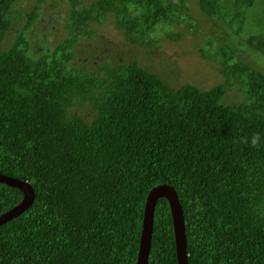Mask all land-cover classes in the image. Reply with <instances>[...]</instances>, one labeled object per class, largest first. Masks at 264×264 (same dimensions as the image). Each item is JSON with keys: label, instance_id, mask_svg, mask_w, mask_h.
<instances>
[{"label": "trees", "instance_id": "16d2710c", "mask_svg": "<svg viewBox=\"0 0 264 264\" xmlns=\"http://www.w3.org/2000/svg\"><path fill=\"white\" fill-rule=\"evenodd\" d=\"M15 1L0 0V173L25 180L34 199L0 224V264H134L145 197L161 183L182 208L187 264H264V74L235 62L222 68L223 82L199 89L173 88L136 61L80 73L68 46L92 32L88 22L112 13L126 35H142L173 20L172 4L93 0L78 9L70 0L67 45L33 58L26 31L36 4L2 45ZM196 1L207 15L218 9L216 0ZM232 1L239 22L255 0ZM246 44L264 55V37ZM232 85L246 96L225 104ZM84 101L89 119L70 111ZM21 198L0 182V214ZM147 264H176L164 198Z\"/></svg>", "mask_w": 264, "mask_h": 264}, {"label": "rangeland", "instance_id": "374dc122", "mask_svg": "<svg viewBox=\"0 0 264 264\" xmlns=\"http://www.w3.org/2000/svg\"><path fill=\"white\" fill-rule=\"evenodd\" d=\"M92 1L74 0L73 4L81 9ZM167 1L175 9L173 20L159 23L142 35L136 32L126 35L124 29L115 26L112 13H108L101 22H88L86 28L92 32L78 34L68 46L74 52L68 65L84 73L104 63L136 61L173 88L191 84L199 89H209L225 80L222 68L231 67L235 62L249 65L264 74V55L246 44L250 35L264 37V0H255L251 7L243 5L239 22L232 18L235 13L232 0H216L218 9L212 15L202 12L196 0H183L182 4L180 0ZM35 4L38 15L26 31L28 53L33 58L51 53L61 43L67 45L64 41L70 36L64 19L68 17L72 3L70 0H16L10 10L14 15L3 38L4 47H8L21 31L24 23L22 10ZM130 37L134 42L129 40ZM219 46L230 58L223 59ZM241 96L244 98L246 95L240 94L232 85L223 103L236 104ZM70 111L85 119L93 113L86 101L76 102Z\"/></svg>", "mask_w": 264, "mask_h": 264}, {"label": "water", "instance_id": "95a60500", "mask_svg": "<svg viewBox=\"0 0 264 264\" xmlns=\"http://www.w3.org/2000/svg\"><path fill=\"white\" fill-rule=\"evenodd\" d=\"M0 182L15 187L22 193V198L17 204L0 214V224H2L27 209L33 202L34 192L25 180H20L1 173ZM159 198H164L169 208L176 264H187L186 237L182 208L175 190L166 183L153 186L146 194L134 264H147L151 240L153 211L155 203Z\"/></svg>", "mask_w": 264, "mask_h": 264}]
</instances>
